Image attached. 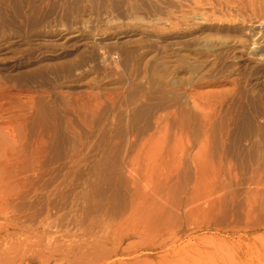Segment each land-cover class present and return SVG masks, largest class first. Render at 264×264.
<instances>
[{"label":"rangeland","instance_id":"obj_1","mask_svg":"<svg viewBox=\"0 0 264 264\" xmlns=\"http://www.w3.org/2000/svg\"><path fill=\"white\" fill-rule=\"evenodd\" d=\"M258 19L264 0H0V264L264 254Z\"/></svg>","mask_w":264,"mask_h":264},{"label":"bare ground","instance_id":"obj_2","mask_svg":"<svg viewBox=\"0 0 264 264\" xmlns=\"http://www.w3.org/2000/svg\"><path fill=\"white\" fill-rule=\"evenodd\" d=\"M253 26L257 28L256 30L257 34L263 37L261 42L264 41V20L258 19L257 23ZM262 44H264V42ZM138 208H139V204L133 205V208L130 210L128 217L131 218L135 216V214L138 211ZM245 227L249 232H251L253 230L259 229L260 225L252 226L249 222L245 225ZM139 233L140 232L134 231L132 233H129L128 237H132L134 235H140ZM242 237H244L245 240L242 241L241 244H239L237 253L235 255H233L232 253L228 254L227 256L223 255L222 257L213 255L212 256L213 260H211V264H264V254L260 252L259 253L255 252L256 242L252 240V237L250 235L247 236L242 235ZM259 238L261 240V246L264 248V235L259 236ZM116 248L118 249L117 246ZM37 259L40 258L37 255H32L29 257L28 256L23 257L22 259L19 260V262L17 259L13 260L11 258L9 259L6 258L2 261L6 262L7 264H34L35 262L38 261Z\"/></svg>","mask_w":264,"mask_h":264}]
</instances>
